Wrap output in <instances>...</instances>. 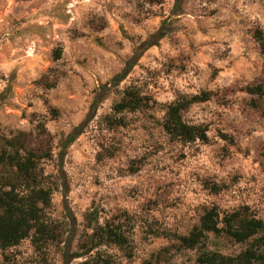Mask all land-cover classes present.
I'll use <instances>...</instances> for the list:
<instances>
[{"label": "rangeland", "instance_id": "obj_1", "mask_svg": "<svg viewBox=\"0 0 264 264\" xmlns=\"http://www.w3.org/2000/svg\"><path fill=\"white\" fill-rule=\"evenodd\" d=\"M256 27L264 29V0H0V135L23 132L26 144L50 151L41 166L57 232L38 248L29 238L0 248V264H80L95 252L110 264H192L198 250L180 249L175 236L205 209L222 216L246 206L264 219ZM158 30L163 36L151 37ZM255 85L262 95L249 93ZM126 89L148 104L116 111ZM201 92L209 98L181 114L206 138L171 139L166 106ZM91 212L99 224H118L127 245L97 244L76 257ZM247 244L210 232L205 240L226 255Z\"/></svg>", "mask_w": 264, "mask_h": 264}, {"label": "trees", "instance_id": "obj_2", "mask_svg": "<svg viewBox=\"0 0 264 264\" xmlns=\"http://www.w3.org/2000/svg\"><path fill=\"white\" fill-rule=\"evenodd\" d=\"M178 9L175 3L172 11ZM161 30L151 37L163 36ZM253 38L264 57V29L256 27ZM59 50L54 58L59 57ZM122 71L114 76L119 81ZM249 93L263 94L261 85L248 88ZM209 94L201 92L192 96H181L170 102L164 111L162 128L171 138L182 142L206 138L205 127L198 124H188L182 119V110L191 103L204 101ZM96 100L93 101V103ZM148 104V100L136 90L126 89L119 102L114 105L116 111L135 110ZM40 134L47 135L41 124L37 126ZM82 123L76 125L67 133L62 141L63 148L69 146L82 132ZM63 153L59 151V160ZM49 150H40L25 143V134L18 132L13 136L0 135V248L5 249L18 244L22 239L29 238L35 247H39L57 238L55 227L47 220L46 209L50 204L51 189L44 185L42 160L50 158ZM89 213L88 234L85 243L86 250L75 256H81L91 251L97 244H113L119 248L127 245V237L118 224L104 222L99 224L97 218ZM95 222V224L92 223ZM93 225V226H92ZM224 235L235 242H247L246 247L234 255L222 254L205 248L207 233ZM180 249H197L192 264H264V219L258 218L248 211L246 206L236 208L220 216L215 206L204 210L187 234L175 236ZM80 264H110L98 252L89 258H84ZM142 264H155L145 260Z\"/></svg>", "mask_w": 264, "mask_h": 264}]
</instances>
